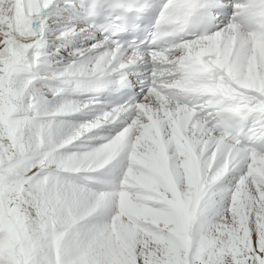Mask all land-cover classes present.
<instances>
[{
    "label": "snow or ice",
    "instance_id": "obj_1",
    "mask_svg": "<svg viewBox=\"0 0 264 264\" xmlns=\"http://www.w3.org/2000/svg\"><path fill=\"white\" fill-rule=\"evenodd\" d=\"M0 264H264V0H0Z\"/></svg>",
    "mask_w": 264,
    "mask_h": 264
}]
</instances>
